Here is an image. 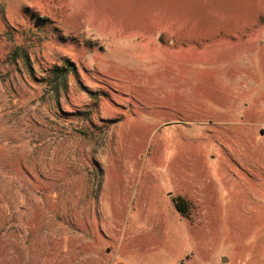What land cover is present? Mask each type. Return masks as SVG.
I'll list each match as a JSON object with an SVG mask.
<instances>
[{
  "label": "rangeland",
  "instance_id": "374dc122",
  "mask_svg": "<svg viewBox=\"0 0 264 264\" xmlns=\"http://www.w3.org/2000/svg\"><path fill=\"white\" fill-rule=\"evenodd\" d=\"M0 264H264V0H0Z\"/></svg>",
  "mask_w": 264,
  "mask_h": 264
},
{
  "label": "trees",
  "instance_id": "16d2710c",
  "mask_svg": "<svg viewBox=\"0 0 264 264\" xmlns=\"http://www.w3.org/2000/svg\"><path fill=\"white\" fill-rule=\"evenodd\" d=\"M65 73H66V70H65V68H63V71H61L60 74L64 75Z\"/></svg>",
  "mask_w": 264,
  "mask_h": 264
},
{
  "label": "water",
  "instance_id": "95a60500",
  "mask_svg": "<svg viewBox=\"0 0 264 264\" xmlns=\"http://www.w3.org/2000/svg\"><path fill=\"white\" fill-rule=\"evenodd\" d=\"M225 260H226V258L224 257V258H223V261H225Z\"/></svg>",
  "mask_w": 264,
  "mask_h": 264
}]
</instances>
